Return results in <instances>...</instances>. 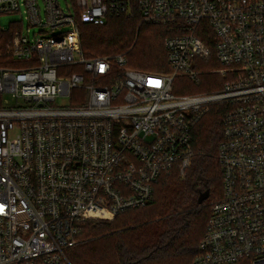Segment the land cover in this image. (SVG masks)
<instances>
[{"label":"built area","instance_id":"built-area-1","mask_svg":"<svg viewBox=\"0 0 264 264\" xmlns=\"http://www.w3.org/2000/svg\"><path fill=\"white\" fill-rule=\"evenodd\" d=\"M65 2L0 0V18L19 15L0 23V264H73L88 219L144 206L162 174H185L193 129L217 104L227 107L223 191L192 264H264V0ZM138 10L175 24L170 71L131 67L127 53L86 55L80 23ZM204 74L222 86L174 92L177 77Z\"/></svg>","mask_w":264,"mask_h":264},{"label":"trees","instance_id":"trees-1","mask_svg":"<svg viewBox=\"0 0 264 264\" xmlns=\"http://www.w3.org/2000/svg\"><path fill=\"white\" fill-rule=\"evenodd\" d=\"M141 21L138 10L132 16H110L103 25L80 23L86 55L126 52L131 67L154 73L170 71L164 41L177 32L175 24H140ZM216 64L208 61L203 68H213ZM210 75L217 74H204L201 80ZM180 77L182 87L186 86L189 79ZM214 88L205 87L209 91ZM226 112L225 105L217 104L198 120L192 133L190 167L185 174L178 169L162 174L146 205L127 210L113 220L88 219L83 224V241L68 251L72 263L192 264L201 252L210 202L223 190L218 152ZM207 189L210 197L200 205L198 198ZM241 261L250 264L248 260Z\"/></svg>","mask_w":264,"mask_h":264},{"label":"rangeland","instance_id":"rangeland-1","mask_svg":"<svg viewBox=\"0 0 264 264\" xmlns=\"http://www.w3.org/2000/svg\"><path fill=\"white\" fill-rule=\"evenodd\" d=\"M60 1L62 2L63 5H66L65 0H60ZM17 19H19L18 14H9V15L2 16L0 18V23L2 26L9 27L11 22L15 21ZM142 23H143V21H141L140 24H142ZM31 29H32V31L38 30V28H36V27H32ZM217 66H219V64H216V67ZM182 80H183L182 77H180L177 80H175L173 83V90L178 94H193V93L212 92V91H216L217 89H219L223 84V79L217 75H210L207 78L202 79L201 81H189L188 80L187 85L184 87H182V84H181L183 82ZM207 86H213L215 88L213 90L209 91L208 89H205V87H207ZM70 102H71L70 99H65V98L60 101L61 104H69ZM220 187H221V185H220ZM221 189H223V186L221 187ZM222 191L223 190H221V193H222ZM221 193H220V195H221ZM91 238H93V236H89V239H91ZM82 241L83 240L81 239L80 243ZM236 264H247V261H240ZM250 264H251V262H250Z\"/></svg>","mask_w":264,"mask_h":264},{"label":"water","instance_id":"water-1","mask_svg":"<svg viewBox=\"0 0 264 264\" xmlns=\"http://www.w3.org/2000/svg\"><path fill=\"white\" fill-rule=\"evenodd\" d=\"M210 194H211V192L209 189L205 190L204 192H201V194L198 198V203L200 205L203 204V202L210 197Z\"/></svg>","mask_w":264,"mask_h":264}]
</instances>
